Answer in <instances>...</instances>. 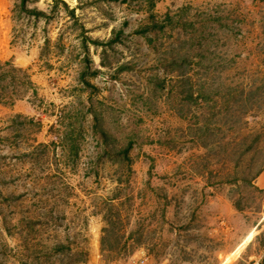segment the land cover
Wrapping results in <instances>:
<instances>
[{"label": "rangeland", "instance_id": "obj_1", "mask_svg": "<svg viewBox=\"0 0 264 264\" xmlns=\"http://www.w3.org/2000/svg\"><path fill=\"white\" fill-rule=\"evenodd\" d=\"M65 1L0 0V264H264V0Z\"/></svg>", "mask_w": 264, "mask_h": 264}, {"label": "trees", "instance_id": "obj_2", "mask_svg": "<svg viewBox=\"0 0 264 264\" xmlns=\"http://www.w3.org/2000/svg\"><path fill=\"white\" fill-rule=\"evenodd\" d=\"M28 1L29 0H22V11H24L26 14H28V15L32 14V15H35V16H41V15H45L46 14V11H44L42 9L29 7L28 6ZM60 1L63 2L65 5H67L69 7V4L65 0H60ZM71 11H72L73 17L76 18L75 11L74 10H71ZM156 25H158V24H156ZM163 27H164V25H163ZM119 36L120 35H117L115 38H112L109 41V43L112 44V43L116 42L119 39ZM87 38L89 40L97 43V44L100 43L98 40H94V39L90 38L89 36H87ZM88 46H89V44L87 42L86 43V47L88 48ZM6 65H8V63H6L5 65H0V76L2 77L3 80L7 79L8 75L15 76L16 74H20V75L17 76V78L19 79V82L21 80V82L19 83V87L21 86V84H25L28 88H33V91L36 92V88L34 86L35 83L32 80V78L30 77L29 73L25 71V69H23L22 67L21 68L17 67V66L12 64V65H10V68H9L10 71L9 72H4V71H2V69ZM13 82L16 83V80L14 79V77H13ZM85 82L88 85L96 87V85H94L92 82H90L88 80H85ZM95 117L98 119V114H96ZM67 132H68V135H66V139L69 141V144H70L69 147H70V149L72 150V153H73L77 149V145H78V136H77V134L79 133V131H78L77 127L74 126V128L68 127ZM131 146H132V142L130 141V142H128L127 147H125L124 150L120 151L121 153L122 152L124 153V158L126 160L130 159L129 152H130Z\"/></svg>", "mask_w": 264, "mask_h": 264}, {"label": "crops", "instance_id": "obj_3", "mask_svg": "<svg viewBox=\"0 0 264 264\" xmlns=\"http://www.w3.org/2000/svg\"><path fill=\"white\" fill-rule=\"evenodd\" d=\"M238 249V246L235 247L234 251ZM231 258L226 257L224 260H222V264H227V262L229 261L230 263L232 262V260H230Z\"/></svg>", "mask_w": 264, "mask_h": 264}]
</instances>
